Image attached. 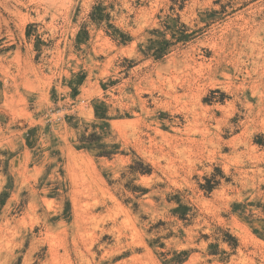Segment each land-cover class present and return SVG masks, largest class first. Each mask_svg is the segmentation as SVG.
<instances>
[{
  "label": "rangeland",
  "instance_id": "obj_1",
  "mask_svg": "<svg viewBox=\"0 0 264 264\" xmlns=\"http://www.w3.org/2000/svg\"><path fill=\"white\" fill-rule=\"evenodd\" d=\"M262 240L264 0H0V264Z\"/></svg>",
  "mask_w": 264,
  "mask_h": 264
},
{
  "label": "bare ground",
  "instance_id": "obj_2",
  "mask_svg": "<svg viewBox=\"0 0 264 264\" xmlns=\"http://www.w3.org/2000/svg\"><path fill=\"white\" fill-rule=\"evenodd\" d=\"M241 66V65H240ZM247 176V175H246ZM243 179V178H242ZM197 233V232H196ZM254 240H257V239H254ZM258 241H259V238H258ZM263 241V240H262ZM264 242V241H263ZM200 244V243H199ZM196 245V244H195ZM200 246H202V245H200ZM244 246V245H243ZM246 246V245H245ZM257 247H259V246H257ZM247 248V247H246ZM264 248V247H263ZM209 251V250H208ZM260 251V250H259ZM202 252H204V251H202ZM207 252V251H206ZM258 253V252H257ZM261 253V252H260ZM261 255H263V254H261ZM206 257V256H205ZM204 257V258H205ZM261 259H263V258H261ZM232 260V259H231ZM206 261V260H205ZM216 262V261H215ZM263 262H264V260H263Z\"/></svg>",
  "mask_w": 264,
  "mask_h": 264
}]
</instances>
